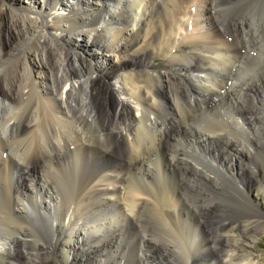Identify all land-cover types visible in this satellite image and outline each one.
Segmentation results:
<instances>
[{
	"label": "bare ground",
	"instance_id": "obj_1",
	"mask_svg": "<svg viewBox=\"0 0 264 264\" xmlns=\"http://www.w3.org/2000/svg\"><path fill=\"white\" fill-rule=\"evenodd\" d=\"M146 1L0 2V264H251L216 253L264 229V0Z\"/></svg>",
	"mask_w": 264,
	"mask_h": 264
},
{
	"label": "rangeland",
	"instance_id": "obj_2",
	"mask_svg": "<svg viewBox=\"0 0 264 264\" xmlns=\"http://www.w3.org/2000/svg\"><path fill=\"white\" fill-rule=\"evenodd\" d=\"M15 1H18V3H20V5H22L23 7H32V5H33V4H30V0H0V2L5 3V5L8 6L9 8L12 5H14L13 3ZM149 1H152V0L146 1L148 5L151 3ZM37 3H38V5H36V6L34 5V7H36L35 9L38 12L41 8L39 6V2H37ZM184 7L187 8V5L185 4ZM187 11L190 14L191 13L195 14V7L194 6L192 7L189 4ZM181 18H183V20L186 23H188V25H189V18L187 17V15L186 16L181 15ZM11 21H12V18L7 13L6 14V22H7L6 25L11 24ZM115 28L116 27H114L113 29H115ZM104 34H105V36L107 35L106 31ZM104 34H103V36H104ZM182 35H183V32L181 30L180 31L178 30V37L181 38ZM105 38L108 41V35ZM88 40H89L88 38H85L83 40V45H85V46L88 45L87 44ZM104 42H106V41H104ZM105 44L107 45V42ZM109 45H110V43H108V46ZM109 49H111V48L109 47ZM9 52H11V49L7 50V53H9ZM93 53L94 54L99 53V51L96 50ZM107 56H108L107 57V63L110 65H115L117 62V58H116L115 54L107 53ZM33 57H35V56H33ZM161 61H162V59L159 58V59L152 61V63L158 65ZM152 71L159 72V71H165V70H163L162 66H158L155 68V70H152ZM172 73H174V75H176L177 72L173 71ZM36 74H35V77H37V78L38 77L42 78L44 76L42 74V72L41 73L36 72ZM37 83L40 86H42V85L45 86L43 84V81L40 79H39V81H37ZM110 84L112 87L114 86L115 89L117 88L116 80L111 79ZM117 89L119 90V87ZM165 107H166V112L168 110H170V112H172L173 114H176V116L179 113L178 109H176L177 105H174V103L170 100L167 101V105L165 103ZM240 142L241 143L239 144V148L243 149L244 152L246 151L248 153V155L246 156L245 154H240L241 158L237 159V161L239 163L237 162L238 167L235 168L234 174H240V175L242 174L243 175L245 173L246 176H248V177H254L253 178L254 183L251 185V187L247 188L248 198H249L250 202L257 205L259 208V211L262 214H264V169L260 168V166H258V165H254V163H253L254 155H253V152H252L251 148L249 147V145H247V141H245L244 139H241ZM250 168H253V170L256 171L255 176H251ZM242 221H243L242 226H244V227H249V225L252 222L251 219H245V218ZM239 225L240 224H235L230 229V236H231L230 238H231V240H234L236 242V244H238L237 247H233V248L227 247L225 252H223V254L220 252L216 253L217 254L216 258L220 259L224 255H228V254L231 255V253L232 252L234 253V251L235 252L240 251L241 253L244 254V256H249L250 258L252 257L251 258V260H252L251 264H264V229L258 231L257 233H251L250 234L251 237H247L246 233H244V228H242V227L239 228ZM58 234H59L60 238L63 236L62 233H58ZM65 238L70 239V235H66ZM243 241H244V243H242ZM79 242L81 243L80 239H79ZM59 249H60L59 250L60 253H58V255L56 256L57 258L54 257V255L51 253L48 254V258L49 259L51 258L50 260L54 259V260H52V264H69V263H71L72 262V258H71L72 255H70V253H71L70 249H64V248H59ZM162 250H163L162 248H161V250H159L158 247L155 249L154 248L149 249V251H151V253L149 255V261L155 262L158 264H176V263L183 264V262H181V261L174 260L173 254H171L169 256L163 255ZM85 252H87L89 256H92V254H90L91 251H89L88 248H85ZM77 262H78L77 264H86L85 259H83L82 257H79ZM190 264H195V262L194 263L192 262Z\"/></svg>",
	"mask_w": 264,
	"mask_h": 264
}]
</instances>
